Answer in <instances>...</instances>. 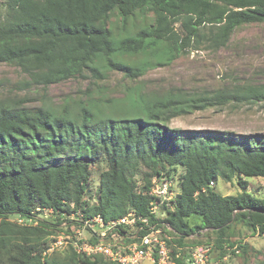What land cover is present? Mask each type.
Listing matches in <instances>:
<instances>
[{
    "label": "trees",
    "instance_id": "1",
    "mask_svg": "<svg viewBox=\"0 0 264 264\" xmlns=\"http://www.w3.org/2000/svg\"><path fill=\"white\" fill-rule=\"evenodd\" d=\"M260 23L264 0H4L0 64L19 68L30 79L26 85L48 87L86 73L105 79L111 71L136 81L188 48L206 44L217 50L237 29ZM261 101L264 86L190 96L146 94L135 85L119 98L88 91L85 100L62 108L49 102L34 109L0 102V264H118L80 255L72 247L66 255L49 252L52 223L23 227L12 220L36 207L62 210L67 202L106 219L133 210L153 223L156 177L178 185L159 219L174 230L170 261L187 264L186 239L202 230L214 234V244L207 245L221 260L236 246L247 254V245L230 238L237 224L264 234V199L250 195L246 181L264 178V134L188 132L168 123L231 102ZM97 162L107 169L90 205L84 196L90 165ZM235 177L240 194L216 191L217 181Z\"/></svg>",
    "mask_w": 264,
    "mask_h": 264
},
{
    "label": "rangeland",
    "instance_id": "2",
    "mask_svg": "<svg viewBox=\"0 0 264 264\" xmlns=\"http://www.w3.org/2000/svg\"><path fill=\"white\" fill-rule=\"evenodd\" d=\"M4 0H0V6ZM5 9L4 7L2 8ZM113 26L118 25L116 15L111 19ZM29 77L13 65L0 64V102L6 101L24 108L34 109L44 102L62 108L67 103L85 100L86 93L99 91L106 98L123 97L128 87L137 86L146 94L163 95L167 92L180 91L190 96H199L221 89H231L239 85L253 87L264 86V23L245 25L237 29L226 46L217 50L204 44L198 48H188L187 51L172 61L169 65L148 71L136 81L127 79L122 73L111 71L105 79H97L90 73L84 77H76L48 87L36 84L26 85ZM170 129L181 131H215L227 134L253 135L264 134V101L238 104L231 102L224 106L198 110L179 116L170 123ZM105 163L97 162L90 165L89 189L84 196L90 205L96 203L98 197L101 173L106 170ZM140 172V171H139ZM139 178L141 176H138ZM137 178L139 185L140 179ZM247 192L259 199H264V178H247ZM220 194L238 195L242 192L238 178L231 182L219 180L214 184ZM174 191L178 192L176 181ZM56 233L50 237L53 242H64L63 236ZM233 236L230 238L237 245H247L248 253L232 255L231 248L221 260L219 251L208 253L206 264H255L264 262V234L242 224L234 225ZM212 232L202 230L189 236L186 242L188 253L214 244ZM51 243V244H52ZM58 244H56V247ZM67 247L57 249L61 255H66ZM140 264H154L145 260ZM166 264H173L168 261Z\"/></svg>",
    "mask_w": 264,
    "mask_h": 264
},
{
    "label": "built area",
    "instance_id": "3",
    "mask_svg": "<svg viewBox=\"0 0 264 264\" xmlns=\"http://www.w3.org/2000/svg\"><path fill=\"white\" fill-rule=\"evenodd\" d=\"M152 194L156 200L151 205L150 214L157 220L153 223L149 217L137 215L133 210L122 217L106 219L101 214H89L86 207L77 208L74 203L67 202H63L62 210L36 207L12 221L23 227L38 226L45 221L52 223L54 228L58 227L64 242H53L49 252L68 246L80 255L103 256L118 264H140L145 260L166 264L171 253L168 246L172 238L170 233L174 230L159 219L166 216L164 205L170 208V201L176 195L173 182L154 178ZM212 248V245H205L194 253L187 252L190 255L187 264H206ZM231 250L239 252L237 246Z\"/></svg>",
    "mask_w": 264,
    "mask_h": 264
}]
</instances>
